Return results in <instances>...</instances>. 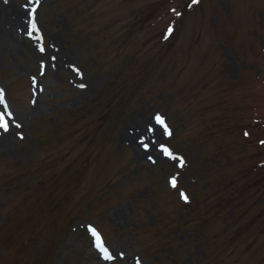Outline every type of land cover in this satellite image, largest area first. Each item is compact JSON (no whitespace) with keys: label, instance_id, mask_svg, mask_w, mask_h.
<instances>
[{"label":"rangeland","instance_id":"rangeland-1","mask_svg":"<svg viewBox=\"0 0 264 264\" xmlns=\"http://www.w3.org/2000/svg\"><path fill=\"white\" fill-rule=\"evenodd\" d=\"M38 23L46 52L16 29L0 47V86L34 117L0 143V264H88L82 222L144 264H264V0H43ZM154 113L184 168L123 140Z\"/></svg>","mask_w":264,"mask_h":264},{"label":"snow or ice","instance_id":"snow-or-ice-1","mask_svg":"<svg viewBox=\"0 0 264 264\" xmlns=\"http://www.w3.org/2000/svg\"><path fill=\"white\" fill-rule=\"evenodd\" d=\"M7 2V0H6ZM193 3L198 4L200 0H192ZM43 0H26L22 5L25 10V19L27 21L24 31L27 36L31 37L34 32L39 33L38 39L41 43L38 45V50L41 53L47 51L44 46L45 35L41 30V26L38 23V11L42 10ZM191 5H189L190 7ZM172 13H175L176 17H182L184 13L176 7L170 9ZM174 22L172 26L167 29L168 36L174 31ZM167 38V37H165ZM56 51L59 49L56 45H53ZM52 66L56 67L55 61L58 59L56 56H52ZM71 67L81 81L84 78V73L79 67L72 64ZM48 65L45 61L41 60L38 64V75L40 78L46 77ZM29 79L32 84L38 85L37 88H33V98L30 103L32 111L35 112L41 105L38 104L36 96L46 92V87L43 79L38 80L36 75H29ZM81 88H87L86 83H80ZM34 117H26L15 104L8 97V93L5 86H0V139L14 138L16 141H25L26 136V123L25 120H30ZM134 135L132 139L137 144L140 154L152 165L157 166L164 163H170L177 161L180 168L185 166V158L173 151L170 145V140L173 137V130L169 126L168 121L164 115L160 113H154L150 118H146L142 124L134 126ZM245 135H251V133L245 132ZM264 144V140L261 141ZM179 176H171L169 183L172 188L178 187ZM181 197L184 201H189L187 193L181 192ZM77 227H80L78 225ZM82 227L85 235L87 236L88 244L97 257L98 264H144L143 259L136 252H130L128 248L124 247L120 243L108 240L103 234L102 230L93 222H82Z\"/></svg>","mask_w":264,"mask_h":264},{"label":"bare ground","instance_id":"bare-ground-1","mask_svg":"<svg viewBox=\"0 0 264 264\" xmlns=\"http://www.w3.org/2000/svg\"><path fill=\"white\" fill-rule=\"evenodd\" d=\"M27 21L25 19V10L17 8H11L9 2L6 0H0V47L8 43L7 34L14 32L16 29L22 37H26V33L21 31L25 27ZM33 36V35H32ZM29 37V36H28ZM133 135V134H132ZM123 140H130L134 144L129 133L122 134ZM0 143L6 146L11 145V140L0 139ZM88 264H98L97 257L91 248L87 251Z\"/></svg>","mask_w":264,"mask_h":264},{"label":"trees","instance_id":"trees-1","mask_svg":"<svg viewBox=\"0 0 264 264\" xmlns=\"http://www.w3.org/2000/svg\"><path fill=\"white\" fill-rule=\"evenodd\" d=\"M158 5H160V3Z\"/></svg>","mask_w":264,"mask_h":264}]
</instances>
